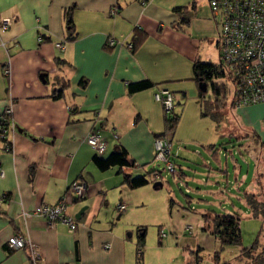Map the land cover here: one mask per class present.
<instances>
[{
  "label": "crops",
  "instance_id": "crops-1",
  "mask_svg": "<svg viewBox=\"0 0 264 264\" xmlns=\"http://www.w3.org/2000/svg\"><path fill=\"white\" fill-rule=\"evenodd\" d=\"M153 2L0 0V24L5 17L11 19L10 26L0 30V113L12 103L14 123L9 136L12 150L0 147V264H32L27 247H8L9 237L16 234L35 245L39 264H137V237L136 242L125 238L118 227L137 205L134 190L150 185L131 189L125 183V174L136 175L147 169L154 157L155 135L165 131V116L161 103L154 98L155 91L160 87L169 89L175 109L181 105L186 92L177 82L193 80L192 67L199 53V42L182 29L181 17L173 11L184 5L175 2L169 10L157 8ZM113 6L118 8L116 15L109 14ZM194 6L196 9L197 4ZM68 11L72 29L67 25ZM135 27L146 37L132 50L126 43L131 41ZM111 37L118 41L114 46L108 45ZM59 41H63V49L55 46ZM208 45L210 55L217 53L219 58L218 35ZM204 62L217 64L215 60ZM142 80L152 81L154 86L129 92V83ZM60 88L61 96L54 97ZM196 99L199 110L194 114V122H198L194 131L188 135L182 131L186 114L183 109H174L179 119L171 140L181 158L190 155L187 143H202L207 176H202L200 182H211L209 193L214 201L203 197V193L197 200L205 206L216 203L220 211L205 206L197 209L190 204L194 199L188 195L186 208L184 203L180 206L200 214L196 226L202 230L198 235L201 242L208 238L204 237L207 234L220 245L204 230L203 215L230 213L240 216L241 244L251 239L253 243L262 220L251 214L246 195L259 194L264 187V102L235 106L229 100L237 125L256 141V146H251L248 136V140L237 136V147L229 148L219 139H231L232 130L225 132L209 117H202L203 106L211 100L198 95ZM90 131L106 139L105 154L120 144L137 168L113 166L100 170L92 160L94 150L84 141ZM228 159L233 162L231 174ZM142 164L145 166L140 169ZM183 168L179 175H173L176 181L189 179ZM76 180L87 184V193L82 199L71 197L67 210L74 217L83 206L88 207L83 217L76 219L74 233L62 222L50 225L44 217L23 215V211L37 205L56 204ZM113 191L119 197L117 205L112 203ZM185 191L189 193L190 189L186 187ZM231 195L244 204V210ZM119 204L124 209H119ZM177 205L178 198L173 195L170 206ZM243 215L248 218L246 228ZM259 243L264 245L263 235ZM241 248L236 250L237 260L232 264H254L247 257H238ZM198 249L201 246L197 245L192 253ZM190 261L187 258L183 263Z\"/></svg>",
  "mask_w": 264,
  "mask_h": 264
},
{
  "label": "rangeland",
  "instance_id": "rangeland-1",
  "mask_svg": "<svg viewBox=\"0 0 264 264\" xmlns=\"http://www.w3.org/2000/svg\"><path fill=\"white\" fill-rule=\"evenodd\" d=\"M175 2L187 6L190 10L189 22L180 23V26L187 34L195 37L197 42H199L197 59L199 61L215 60L218 64L220 62V57H217V53L215 55H210V46L208 45L212 41V38H215L218 35V26L212 16L208 0H154L153 3L157 8L167 9L169 7V10H171L172 6H175ZM192 2L197 4L195 10L190 9ZM177 21L179 22L180 18H178ZM190 74H192V72H190ZM221 78L230 89L231 84L228 76H222ZM177 83H181L180 88L186 92V99L182 101L181 105L176 106V109H183L184 114H186L181 129L188 135L194 131L196 123H198L194 122V114L196 112L198 114L199 110L197 103L198 98L196 99L198 88L193 80H184ZM208 94H210V92ZM229 100L230 93L223 107V111L225 112L224 117L218 124L221 125V129L225 132L229 133V131L232 130L234 136L231 137V139L227 136L222 137L219 139V143H224V147L235 148L238 143L234 140L235 137H243L246 138L245 140H248V136L250 139L249 144L251 146H256L254 137L241 129L231 115ZM197 117L199 119V116ZM199 125L201 126L200 128L202 131H204L203 124L201 123ZM187 148L190 150V155H187V157L181 158L177 156L176 146L173 147V153L176 155V165L181 164L184 166L183 168L181 166L178 167L177 165V168H183L186 174L189 175V179L176 181L172 174L163 172V177L149 183L150 186L134 190L137 191V205L133 207L128 217L124 219V221L122 220V223L119 224L118 228L123 232L125 238H129V240L131 238L133 242H136L137 227H145V246L142 248L144 264H184L183 262H185L187 258L193 260L192 250H195L197 245L201 246V250L199 251L201 264H215L214 252L216 251L219 253V260L222 264H232L237 260L235 256L236 250L244 246H250L253 239L248 242L246 241V244L244 243L240 246L233 245L224 248H221L217 241L215 243L212 242V238L207 236V234L204 237L208 238L204 239V241L202 240V242L200 241L198 235H201L202 230L196 226V222L200 220V214L197 211L183 209V207L186 208L185 197L186 195L191 196L194 200H192L190 204L197 209H203L205 206L204 202L197 200V198L201 197V193H203V197L210 202L214 201V198L212 194L209 193L211 182H200L202 176H207V168L202 164L203 158H207L203 154L202 143L193 141L189 144L187 143ZM195 151H199L201 154H198ZM237 157L238 159L241 158L239 156ZM252 160L254 159L250 158L251 162ZM154 166L161 169V167L156 165L152 160L151 163L148 164L147 170L152 169ZM245 169L246 166H244V170ZM228 170L231 174L233 170V162L229 159ZM216 173L219 174L220 172ZM211 180H213V178H211ZM156 186H158V188ZM186 187L190 189L189 193L185 191ZM196 188H200L201 191H197ZM110 194L113 199L112 203L117 205L119 198L117 193L113 191ZM173 195L178 198L179 205L176 207L170 206V198L173 197ZM231 198L236 202V205L238 204L241 209L244 210V204L242 202L237 201L232 195ZM140 202H143L144 205H141ZM228 202L229 201L227 200L225 203L228 205ZM181 203H184L183 207L180 206ZM205 207L220 211L216 203L208 204ZM114 208H116V206ZM128 210L129 207L126 208V211ZM246 219L248 218L243 215L242 224L245 228ZM187 225H192V230L184 231V228H186ZM160 230H163L166 234L163 239H160Z\"/></svg>",
  "mask_w": 264,
  "mask_h": 264
},
{
  "label": "built area",
  "instance_id": "built-area-1",
  "mask_svg": "<svg viewBox=\"0 0 264 264\" xmlns=\"http://www.w3.org/2000/svg\"><path fill=\"white\" fill-rule=\"evenodd\" d=\"M208 4L218 26L220 64L225 76H228L230 80L231 103L240 106L264 102V0H208ZM117 13V6H113L109 10L111 15ZM10 24L9 17L3 18L0 30H6ZM117 43L118 41L113 37L108 41L109 46H114ZM126 45L132 49L131 42H127ZM55 46L63 49L64 43L59 41ZM4 73H8L7 68L4 69ZM154 98L161 103L164 116L172 115L175 109L172 91L165 87L157 88ZM13 127L12 103H8L0 113V147L4 151H11L13 148L9 137ZM171 134V130L166 131L163 137L154 139L153 161L161 169L154 166L153 173L148 177L151 182L161 179L163 172L174 176L182 172L180 168H177L175 162L176 155L173 153ZM113 137L117 138V135L113 133ZM84 141L97 155L106 153L107 141L99 132L90 131ZM126 167L137 168L134 164ZM0 175H2L1 170ZM86 193L87 184L82 180H76L69 185L65 195L56 204H40L32 210L23 211V215L44 217L50 225L62 222L67 225L70 233H74L77 229V220L68 212V204L71 197L82 199ZM117 207L124 209L123 204H119ZM187 229L192 230V226L188 225ZM160 236H165L163 230L160 231ZM7 245L14 250L27 247L31 263L39 264L40 254L37 248L23 235L16 234L9 237Z\"/></svg>",
  "mask_w": 264,
  "mask_h": 264
},
{
  "label": "trees",
  "instance_id": "trees-1",
  "mask_svg": "<svg viewBox=\"0 0 264 264\" xmlns=\"http://www.w3.org/2000/svg\"><path fill=\"white\" fill-rule=\"evenodd\" d=\"M194 2L190 7L191 10L195 9ZM71 11V10H70ZM67 12V25L69 28H73V20L71 12ZM173 11L180 15V23L189 22L190 10L187 6H179L173 8ZM146 37V33L135 27L133 30V37L131 39L132 50L141 44V42ZM193 80L199 84V82H205L207 89L204 91L198 89V96L200 98L212 99L209 104H205L204 108L201 110L202 117H209L215 123H219L224 117L223 107L226 103V99L230 93L229 87L223 82L222 76H225L221 69L220 62L218 64L211 62L199 61L198 59L194 61L193 67ZM154 86V83L149 80H142L137 82H132L128 84L129 92H135L139 90H144ZM62 88L56 90L54 97H59L62 94ZM210 92V94H208ZM209 105V106H208ZM232 105H234L232 103ZM179 116L174 111L172 115L165 116V131L161 134L155 135V138H160L165 135L166 131H173L178 123ZM95 165L100 170H107L110 167L118 166L123 168L124 166H135L130 159H128L127 150L121 146L117 145L110 153L97 155L94 154L92 158ZM144 167L145 165H140ZM154 167L150 170L144 169V172L132 175L125 174V183L131 188H138L143 185L151 183L148 177L153 173ZM263 175H261L262 177ZM247 205L251 211V214L255 217H261L262 225L257 235L255 241L249 247H242L241 252L238 257L244 256L251 260L254 264H261L264 262V245L259 243L260 236H264V187H262L259 194H247L246 195ZM205 221L204 230L208 231L210 234L215 236L219 240L220 247L224 248L226 246L241 245V230H240V216L237 214L230 213H211L203 215ZM145 236L146 229L143 226L137 228V264H142L143 262V251L142 248L145 246ZM260 249L259 252L257 250ZM200 249H198L193 254V260L188 264H201L199 254ZM215 264H222L219 260V253L214 252Z\"/></svg>",
  "mask_w": 264,
  "mask_h": 264
},
{
  "label": "water",
  "instance_id": "water-1",
  "mask_svg": "<svg viewBox=\"0 0 264 264\" xmlns=\"http://www.w3.org/2000/svg\"><path fill=\"white\" fill-rule=\"evenodd\" d=\"M198 88L205 91L207 89L206 83L202 81L199 82ZM87 207L88 206H83L77 213H75L74 218L80 220L83 217Z\"/></svg>",
  "mask_w": 264,
  "mask_h": 264
}]
</instances>
